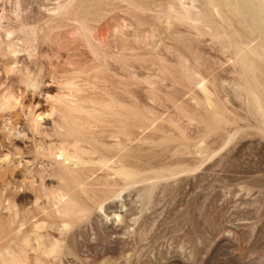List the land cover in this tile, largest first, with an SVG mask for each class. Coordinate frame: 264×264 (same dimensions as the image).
I'll list each match as a JSON object with an SVG mask.
<instances>
[{
	"label": "rangeland",
	"instance_id": "obj_1",
	"mask_svg": "<svg viewBox=\"0 0 264 264\" xmlns=\"http://www.w3.org/2000/svg\"><path fill=\"white\" fill-rule=\"evenodd\" d=\"M0 102V264H264V0H0Z\"/></svg>",
	"mask_w": 264,
	"mask_h": 264
},
{
	"label": "bare ground",
	"instance_id": "obj_2",
	"mask_svg": "<svg viewBox=\"0 0 264 264\" xmlns=\"http://www.w3.org/2000/svg\"><path fill=\"white\" fill-rule=\"evenodd\" d=\"M192 3V2H191ZM189 8H190V6L188 5L187 7H185V6H182V8H181V10H179V11H177V13H178V15H184V17H187V14L189 13ZM71 19V18H70ZM166 27L167 28H170L171 27V23H168L167 25H166ZM84 37H85V39H87V41H88V43H89V40H88V35L87 34H85L84 35ZM96 37L98 38H102V35L100 36V34H97L96 35ZM101 40V39H100ZM94 49V48H93ZM124 75V74H123ZM29 77L28 78H31L30 80H27V87H26V89L27 88H31V89H33L34 90V93L36 92L37 94H38V96H39V94H42V92H43V88H41V82L42 81H40V80H38L37 78L36 79H34V78H32L30 75H28ZM25 82V81H24ZM65 84L66 85H62V90H63V92L61 93V94H57L56 96H52V94L50 95H46L47 96V98L45 99L46 101H47V103H49V107H50V112L48 113V114H45V115H43V113H38L36 116L35 115H33V120H32V118H31V126H32V124L34 125V127L36 128V130L38 129V130H40L41 128V126L44 124L43 122H46L45 120H48V121H50L53 125H54V127H57V126H61L62 127V125L60 124V119L63 121V119L66 117V114L67 113H69V114H73L72 113V111H77V114L75 113V115H77V118H75L76 120H77V133H79V126L80 125H83V123H81L78 119H80L81 117H82V111L84 110V108L83 107H88V105L86 106H81L78 102H77V104H74L75 102H76V100H74V102H73V99L74 98H72L73 96H76L75 95V93L78 91L77 89H76V83H74L73 81H65ZM79 87V86H78ZM29 88V89H30ZM61 88V87H60ZM28 90V89H27ZM67 90V91H66ZM59 92H61V91H59ZM84 92V91H83ZM36 93H35V95H36ZM8 95H9V93H8ZM82 95V94H81ZM37 96V95H36ZM10 97H14V96H12V94L11 95H9V96H7V97H5V95H3V100L5 101V102H3L4 103V106L5 107H9V106H11L12 105V102L16 99H9ZM71 97V98H70ZM77 97V96H76ZM75 97V98H76ZM80 98V97H79ZM2 99V98H1ZM78 99V98H77ZM11 100H13V101H11ZM82 101H84V100H82ZM17 102V101H16ZM2 102H0V106L3 104ZM3 106V107H4ZM90 106V105H89ZM48 107V108H49ZM91 107V106H90ZM87 109V108H86ZM38 111V110H37ZM42 112H43V110H41ZM47 111V110H46ZM90 111V110H89ZM85 112H87L86 110H85ZM91 112V111H90ZM89 112V113H90ZM91 114V113H90ZM96 113H94V114H91L92 116H94ZM74 115V114H73ZM83 116H84V114H83ZM30 117H31V115H30ZM57 117V118H56ZM71 117V116H70ZM88 119H90V118H88ZM69 120V119H68ZM75 120V121H76ZM65 121H67V119L65 120ZM73 121V120H72ZM33 122V123H32ZM69 122V121H68ZM70 123V122H69ZM68 123V124H69ZM47 124V123H46ZM50 124V123H49ZM16 125H18V124H16ZM69 125H71V123L69 124ZM73 126V125H72ZM64 127H66V125L64 124ZM63 127V128H64ZM92 127V126H91ZM68 129V128H67ZM16 130V129H15ZM19 130H20V128H19ZM55 130V129H54ZM35 131V130H34ZM57 131H58V129H57ZM63 131V130H62ZM67 131H69V130H67ZM67 131H65V132H67ZM85 131V130H84ZM42 132H44L43 131V129H42ZM16 133H17V131H16ZM45 133H46V129H45ZM47 134V133H46ZM45 134V135H46ZM67 144H69V143H67ZM67 144H66V146H67ZM63 146H65V144L63 145ZM65 146V147H66ZM58 147V146H57ZM65 147H62V148H60L59 149V152H55L54 153V155H55V157H57V156H59V157H63V159L62 160H59V161H57V163H63L64 165H65V161H67L68 162V160H70V159H75L76 157H77V160H80V156L78 155L79 153L78 152H76L77 153V156H76V153L74 152V153H72V152H70V151H68ZM53 150V149H52ZM57 150V149H56ZM81 155V154H80ZM83 155V154H82ZM81 155V156H82ZM9 160V159H8ZM85 160V159H84ZM84 160H83V162H84ZM106 160V159H105ZM4 161H6V160H4ZM9 161H12V160H9ZM9 162H7L6 161V164H8ZM108 163V162H107ZM67 164V163H66ZM70 164V163H69ZM107 165V164H106ZM68 166V165H67ZM106 176V175H105ZM68 205V204H67ZM59 212L61 211V210H58ZM66 211H64V213H65ZM63 213V211L60 213V215ZM53 251L54 250H52V252H50V253H53Z\"/></svg>",
	"mask_w": 264,
	"mask_h": 264
}]
</instances>
